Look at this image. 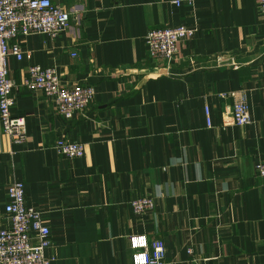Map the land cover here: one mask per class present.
Masks as SVG:
<instances>
[{"label":"crops","instance_id":"obj_1","mask_svg":"<svg viewBox=\"0 0 264 264\" xmlns=\"http://www.w3.org/2000/svg\"><path fill=\"white\" fill-rule=\"evenodd\" d=\"M53 1L67 9L78 3ZM176 1L82 0L56 38L14 40L25 51L21 60L8 57L17 84L41 65L56 67L63 84L96 88L89 108L66 120L44 92L19 87L13 113L26 119L21 144L0 121V228L11 224L7 190L20 180L26 203L51 229V264H135L131 236L164 240L165 264H264L258 0ZM181 25L197 32L175 58H151L148 31ZM237 91L249 102V125L234 123ZM61 138L83 142L85 155L58 153ZM140 197L155 202L143 215L132 207Z\"/></svg>","mask_w":264,"mask_h":264},{"label":"built area","instance_id":"obj_2","mask_svg":"<svg viewBox=\"0 0 264 264\" xmlns=\"http://www.w3.org/2000/svg\"><path fill=\"white\" fill-rule=\"evenodd\" d=\"M192 3L194 0H187ZM72 9H67L53 0H0V121L6 134L21 144L27 137V123L23 116L15 115L16 91L23 87L29 91H42L50 97L58 114L72 120L76 114L84 113L96 97L92 84H63L56 67L31 65L28 76L17 84L9 74L8 57L23 58L25 51L14 40L18 36L44 34L56 38L70 26L74 13L83 9L82 0H77ZM177 4L181 1L177 0ZM258 9L264 19V0H258ZM197 32L196 27L166 26L154 28L146 35L148 54L151 58L163 57L168 61L175 58L181 41L190 39ZM72 56H77L72 52ZM234 98V123L237 126L253 122L249 102L244 93H231ZM208 126H211V112L205 106ZM58 153L69 158L85 155L83 142L61 138L55 144ZM257 171L264 176V161L258 162ZM9 198L5 206L11 221L10 226L0 228V264H51L46 249L51 246V229L44 222L43 212L28 205L25 185L20 180L13 181L7 190ZM152 197H140L132 201L136 214L143 215L154 208ZM135 264H165L166 246L162 239L148 240L144 236H131ZM192 253L191 250H189ZM192 264H212L209 258H193Z\"/></svg>","mask_w":264,"mask_h":264}]
</instances>
